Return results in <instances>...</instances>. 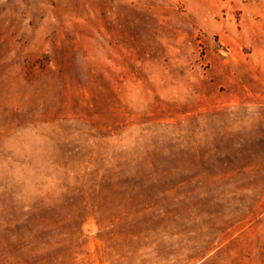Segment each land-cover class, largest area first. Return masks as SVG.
Returning <instances> with one entry per match:
<instances>
[{"label":"rangeland","instance_id":"rangeland-1","mask_svg":"<svg viewBox=\"0 0 264 264\" xmlns=\"http://www.w3.org/2000/svg\"><path fill=\"white\" fill-rule=\"evenodd\" d=\"M0 264H264V0H0Z\"/></svg>","mask_w":264,"mask_h":264}]
</instances>
